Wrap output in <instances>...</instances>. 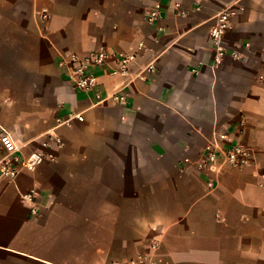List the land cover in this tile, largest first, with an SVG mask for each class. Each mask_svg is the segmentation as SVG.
Instances as JSON below:
<instances>
[{"label":"crops","instance_id":"1","mask_svg":"<svg viewBox=\"0 0 264 264\" xmlns=\"http://www.w3.org/2000/svg\"><path fill=\"white\" fill-rule=\"evenodd\" d=\"M226 11L240 58L216 66ZM101 49L76 89L72 55ZM262 74L264 0H0V127L52 156L0 178V264H264ZM225 133L247 166H205Z\"/></svg>","mask_w":264,"mask_h":264},{"label":"built area","instance_id":"2","mask_svg":"<svg viewBox=\"0 0 264 264\" xmlns=\"http://www.w3.org/2000/svg\"><path fill=\"white\" fill-rule=\"evenodd\" d=\"M206 0H196L199 5L200 2ZM199 7V6H198ZM176 8H180L179 4ZM158 11H153L149 14L148 19L150 22H155L159 17ZM231 14L229 12H221L215 19L214 24L210 29V41L214 48V64L220 65L225 57H232L239 59L240 56L237 52L232 51L228 54V50L224 45L227 32L231 29L230 22ZM112 56L107 50L101 49L91 52L87 57L81 58L78 55H72L70 64L72 67L69 75L70 80L78 90H91L95 89L98 85V77L92 72L95 67H105L110 63ZM116 63L118 65L117 72L127 75L130 72V66L134 60L133 56L123 55L117 57ZM154 68L150 66L148 72H152ZM259 80L264 84V74L259 76ZM116 102H122L123 98L117 95L113 96ZM50 138L54 140L57 147L63 146V141L57 134H49ZM44 147H49L48 142L43 143ZM0 152L2 157L0 159V178L15 180L21 168H27L30 171L35 170L40 164L47 159H52L51 155L42 152H33L27 159L20 155V148L17 146L14 139L0 127ZM250 153L243 145L232 143L230 134L225 133L221 135V145L214 148L209 147L206 155L205 166L216 163L222 160L226 165L234 168H242L248 165ZM210 186H212L210 184ZM130 264H139L134 261Z\"/></svg>","mask_w":264,"mask_h":264}]
</instances>
